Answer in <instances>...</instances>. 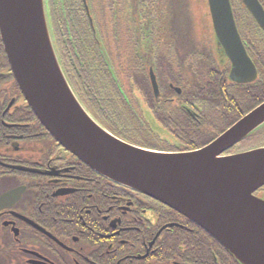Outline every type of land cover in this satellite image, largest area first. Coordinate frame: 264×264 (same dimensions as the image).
Listing matches in <instances>:
<instances>
[{
	"label": "flooded vegetation",
	"instance_id": "obj_1",
	"mask_svg": "<svg viewBox=\"0 0 264 264\" xmlns=\"http://www.w3.org/2000/svg\"><path fill=\"white\" fill-rule=\"evenodd\" d=\"M255 1L264 12V0ZM48 3L51 12L52 1ZM230 4L240 43L256 71L252 82L237 84L229 78L232 65L215 39L210 17L203 19L200 29L193 18L190 47L178 45L173 55L170 47L163 49L168 61L176 65L178 57L195 51L207 59L198 67L187 61V100L178 82L169 80L170 70L157 69L162 58L151 63L158 49L155 44L144 38L138 57L133 58L144 76L146 72L148 87L152 71L160 98L164 94L166 102L179 108L177 118L186 114L187 120L175 123L184 122L197 133L163 130L159 115L149 108L147 94L129 82L127 96L138 102L144 122L151 117L155 129L160 128L165 141L158 146L163 152L199 150L264 103V29L241 0H230ZM207 22L209 31L201 50L193 37L205 34ZM8 75L0 71V78ZM180 76L174 72V77ZM247 88L261 92L248 97L242 92ZM197 90L202 91L201 97L194 95ZM5 99L0 97V264H239L223 244L184 215L106 180L69 154L33 116H27L21 96ZM226 116L234 119L227 126ZM248 139L221 156L264 147V136L247 143ZM253 197L264 200V186Z\"/></svg>",
	"mask_w": 264,
	"mask_h": 264
},
{
	"label": "water",
	"instance_id": "obj_2",
	"mask_svg": "<svg viewBox=\"0 0 264 264\" xmlns=\"http://www.w3.org/2000/svg\"><path fill=\"white\" fill-rule=\"evenodd\" d=\"M241 1L264 29L258 3ZM207 6L215 39L232 65L229 78L252 82L256 71L230 0H207ZM0 40L20 94L58 145L97 175L184 215L239 264H264V200L253 197L264 186V147L221 156L264 126V103L197 151H149L116 138L84 108L61 65L45 0H0ZM149 79L157 99L152 71Z\"/></svg>",
	"mask_w": 264,
	"mask_h": 264
},
{
	"label": "trees",
	"instance_id": "obj_3",
	"mask_svg": "<svg viewBox=\"0 0 264 264\" xmlns=\"http://www.w3.org/2000/svg\"><path fill=\"white\" fill-rule=\"evenodd\" d=\"M185 2L188 11L189 0H184V3L183 0H91L90 5L87 1L90 25L79 0L78 2L52 0L55 41L69 82L92 116L114 136L121 140L126 139L125 141L130 144L162 151L158 144L165 140L161 139L158 133L160 128L157 130L150 123L144 122L138 102L127 96L128 87L131 88L129 82L136 90L142 89L147 94L149 108L159 115L158 122L163 130L177 134V131L182 129L184 135L197 134L191 132L184 122L175 123L181 119L187 120L186 114L183 112V115L181 113L177 118L175 111L179 108L173 102H166L164 94L163 97L154 99L150 87L146 85L148 81L146 72L144 76L142 66L133 59L138 57L144 38L152 45L153 39H161L158 36L153 38L150 33L154 26L153 30L160 27L165 33L162 37L166 40V45L163 48L155 45L158 53L155 51L153 54L155 58L151 63L162 58L161 65H156L157 69L162 71V67H165L170 70L163 72H167L169 80L178 82L187 100L189 91L186 87L190 83V68L187 61L196 65L207 63V59L195 51L193 54L178 57L176 65L175 61H168L163 50L170 47L169 52L173 55V48L176 54L178 45L181 47L192 45L191 39L188 41L186 39L191 30V13L189 11L187 14L185 11ZM179 27H184L183 35L179 32ZM175 32L178 33L177 38H184L186 42L181 45L172 41ZM156 54H160V57ZM205 69L207 70V67ZM0 71L9 74L6 78H0V97L7 100L14 95L20 96L11 77L1 43ZM175 71L181 76L174 77ZM165 90L166 88L163 89ZM242 92L245 96L252 97L261 90L247 88L242 89ZM194 95L201 97L202 91L197 90ZM24 111H28L27 116H33L29 108L26 107ZM24 116L26 115H19L21 118ZM233 121L234 119L226 116V126Z\"/></svg>",
	"mask_w": 264,
	"mask_h": 264
},
{
	"label": "rangeland",
	"instance_id": "obj_4",
	"mask_svg": "<svg viewBox=\"0 0 264 264\" xmlns=\"http://www.w3.org/2000/svg\"><path fill=\"white\" fill-rule=\"evenodd\" d=\"M87 1H89V5H90V1L91 0H87ZM183 3H184V0H183ZM188 5H189L188 8L190 10V13H191L192 17L194 18V20L199 23L198 27L200 29L201 23L203 24V19H205L207 17H210L209 16V11H208V6H207V0H189V4ZM184 7H185V11H186L187 2H185ZM186 12L188 14V11H186ZM52 25H53V28H54L53 21H52ZM153 28H152V30L150 32V33H152L151 36H153V38H156V36L161 38L160 40L153 39V43L156 46L163 48L166 45L165 44L166 40L162 37V34H165V33L161 30L160 27L158 28L159 31L157 29L153 30ZM178 30L181 33V35L184 34V27H179ZM208 31H209V28H208V22H207L205 24V34L201 35L200 38L193 37V39H195L196 42H197L198 48H200L201 44L205 43V41H206L205 37L207 36L206 33H208ZM177 37H178V33L175 32L173 37L171 38V40L175 41V42H177V43H179L181 45L186 42V40L184 38L181 39L180 37L179 38H177ZM189 38L190 39L192 38L190 33H189V36L186 38L187 41L190 40ZM193 47H194V49H198V48H196L195 45ZM200 49L202 50V48H200ZM198 51H199V49H198ZM134 91H135V89H133V92H132L133 94H135ZM140 105H141V108H143L144 107V102H140ZM143 110H144V108H143ZM148 118H149L150 121H152L150 117H148ZM263 129H264V126L262 128H260L259 130H257L255 133H253V136L248 139L247 143L248 142H253L259 136L260 137L264 136V135H262V132H263L262 130ZM259 133H260V135H259ZM263 142H264V140H263Z\"/></svg>",
	"mask_w": 264,
	"mask_h": 264
}]
</instances>
